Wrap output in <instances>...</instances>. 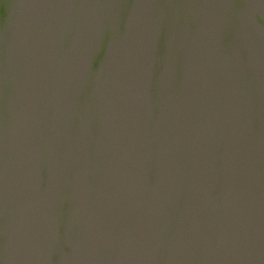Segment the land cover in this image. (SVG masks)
<instances>
[{
    "label": "water",
    "instance_id": "water-1",
    "mask_svg": "<svg viewBox=\"0 0 264 264\" xmlns=\"http://www.w3.org/2000/svg\"><path fill=\"white\" fill-rule=\"evenodd\" d=\"M0 264H264V0H0Z\"/></svg>",
    "mask_w": 264,
    "mask_h": 264
}]
</instances>
